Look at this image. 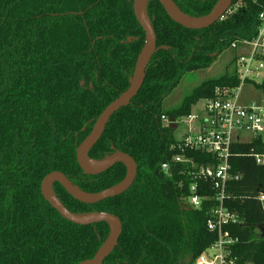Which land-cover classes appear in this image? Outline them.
Instances as JSON below:
<instances>
[{"label":"trees","instance_id":"trees-1","mask_svg":"<svg viewBox=\"0 0 264 264\" xmlns=\"http://www.w3.org/2000/svg\"><path fill=\"white\" fill-rule=\"evenodd\" d=\"M133 1L0 0V264H81L93 260L109 239L105 222L81 226L64 219L45 200L41 185L53 172H62L88 193L125 180L122 163L86 175L77 150L102 112L130 86L145 44ZM218 1L174 3L185 15L202 18ZM227 11L210 28L190 30L175 23L158 0H150L146 13L157 45L169 50L154 55L138 95L112 116L89 155L95 161L116 152L132 156L138 165L133 186L89 205L61 184L53 185L57 198L75 214L104 212L120 218L118 246L103 264H190L217 240L207 227L218 206L215 190L199 182V194L209 200L200 209L191 208V169L174 163V157L200 165L219 162L210 154L179 149L178 129L164 126L162 118L189 117L197 103L216 98L217 88L233 92L240 87L232 46L257 37L264 0H234ZM230 50L236 66L232 73L204 81L177 109H163L187 74L210 69ZM248 83L264 95V81ZM256 156H264V136L231 146L225 207L242 220L227 228L237 241L235 256L241 263L264 264L259 231L264 211L258 201L264 164ZM166 164L168 172L162 169Z\"/></svg>","mask_w":264,"mask_h":264},{"label":"built area","instance_id":"built-area-1","mask_svg":"<svg viewBox=\"0 0 264 264\" xmlns=\"http://www.w3.org/2000/svg\"><path fill=\"white\" fill-rule=\"evenodd\" d=\"M228 12V11H227ZM226 12V13H227ZM231 12V11H230ZM229 12V13H230ZM225 15L221 17L223 20ZM260 27L257 37L251 42L233 45L237 51V71L241 78L240 87L235 91L217 88L216 98L204 101L203 111L178 120L163 116L164 126L175 129L183 126V135L179 149H191L217 158L218 164L200 165L193 159L175 156L174 163H185L191 169L190 176L194 184L190 187L187 203L193 209L202 208L209 198L201 196L199 182H209L216 192L217 208L211 211L207 227L210 233L216 234L217 240L202 254L194 259L193 264H249L241 263L235 256L234 239L228 227L242 222L240 216L225 207L229 199L227 186L232 179L229 164L231 146L242 141V134L252 139L264 136V103L252 102L247 105L240 102V91L244 84L254 82L264 71V11L259 16ZM175 149V147H174ZM258 164H264V156H256ZM163 171H169V165H163ZM238 179V177H236ZM264 211V191L258 196ZM260 231V230H259ZM261 232V231H260Z\"/></svg>","mask_w":264,"mask_h":264},{"label":"water","instance_id":"water-1","mask_svg":"<svg viewBox=\"0 0 264 264\" xmlns=\"http://www.w3.org/2000/svg\"><path fill=\"white\" fill-rule=\"evenodd\" d=\"M150 0H134L133 9L138 24L145 33V44L142 53L139 56L133 76L130 78V86L117 100L112 102L97 119L92 132L82 142L77 150V160L80 168L86 175H98L108 171L113 166L122 163L127 168L125 180L110 189L99 193H88L75 186L62 172H53L45 177L42 182L41 190L45 200L67 221L81 226H89L105 222L109 225L111 233L109 239L100 248L93 260L81 264H103L104 261L113 253L118 246L120 236L123 231V224L119 217L104 212H95L88 215H79L71 212L54 194L53 185L59 183L75 200L84 204H97L107 199L114 198L124 194L134 184L137 178L138 165L134 158L126 153L116 152L103 161H95L90 158V152L102 138L106 126L112 116L122 108L131 104L132 100L141 90L148 66L159 50H169L168 47H158L157 35L152 26L147 13V3ZM164 7L168 16L177 24L190 30L208 29L217 23L230 8L234 0H219L212 12L202 18H191L181 12L174 3V0H158ZM132 41V38L129 40ZM84 82L82 86H84ZM98 164L96 169L91 164ZM264 237V226L260 228Z\"/></svg>","mask_w":264,"mask_h":264},{"label":"rangeland","instance_id":"rangeland-1","mask_svg":"<svg viewBox=\"0 0 264 264\" xmlns=\"http://www.w3.org/2000/svg\"><path fill=\"white\" fill-rule=\"evenodd\" d=\"M234 56V52L230 50L222 54L210 69L194 74H187L181 81L180 85L164 101L163 109L165 111L177 109L182 104L185 97L190 95L193 90L204 81L217 79L226 74L232 73L236 68L233 63ZM263 81L264 71L254 82L256 84H261ZM255 101L264 103V95L260 91L256 90L251 83L244 84L240 91V102L247 105ZM204 105L205 103L203 101L197 103L193 108V115L200 114L203 111ZM184 129L185 128L183 126L178 128L176 131L177 139L181 138ZM242 141L244 143H250L252 141V137L250 135L242 134Z\"/></svg>","mask_w":264,"mask_h":264},{"label":"bare ground","instance_id":"bare-ground-1","mask_svg":"<svg viewBox=\"0 0 264 264\" xmlns=\"http://www.w3.org/2000/svg\"><path fill=\"white\" fill-rule=\"evenodd\" d=\"M98 166H99L98 164H94V163L91 164V167H92L93 169H96Z\"/></svg>","mask_w":264,"mask_h":264},{"label":"flooded vegetation","instance_id":"flooded-vegetation-1","mask_svg":"<svg viewBox=\"0 0 264 264\" xmlns=\"http://www.w3.org/2000/svg\"><path fill=\"white\" fill-rule=\"evenodd\" d=\"M105 262V261H104ZM194 263V258H192L191 260H190V264H193Z\"/></svg>","mask_w":264,"mask_h":264}]
</instances>
